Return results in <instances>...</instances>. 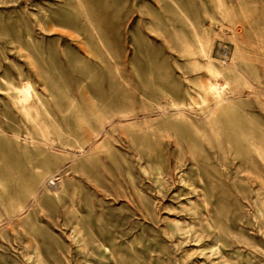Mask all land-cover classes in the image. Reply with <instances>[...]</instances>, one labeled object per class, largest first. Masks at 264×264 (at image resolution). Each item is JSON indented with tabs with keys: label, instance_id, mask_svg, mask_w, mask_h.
Returning a JSON list of instances; mask_svg holds the SVG:
<instances>
[{
	"label": "rangeland",
	"instance_id": "rangeland-1",
	"mask_svg": "<svg viewBox=\"0 0 264 264\" xmlns=\"http://www.w3.org/2000/svg\"><path fill=\"white\" fill-rule=\"evenodd\" d=\"M36 263L264 264V0H0V264Z\"/></svg>",
	"mask_w": 264,
	"mask_h": 264
},
{
	"label": "bare ground",
	"instance_id": "bare-ground-1",
	"mask_svg": "<svg viewBox=\"0 0 264 264\" xmlns=\"http://www.w3.org/2000/svg\"><path fill=\"white\" fill-rule=\"evenodd\" d=\"M212 88V87H211ZM209 89V88H208ZM213 89V88H212ZM212 92H213V90H212ZM215 93H214V95L215 96H220V98H221V95H222V93L220 92V89L219 90H215L214 91ZM220 94V95H219ZM226 96V95H225ZM216 98V97H215ZM50 187V186H49ZM36 249V248H35ZM40 262V261H39ZM36 264H40V263H36Z\"/></svg>",
	"mask_w": 264,
	"mask_h": 264
}]
</instances>
